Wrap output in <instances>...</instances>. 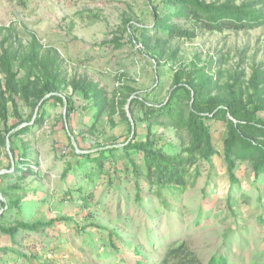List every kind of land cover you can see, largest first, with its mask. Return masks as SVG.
<instances>
[{"label":"rangeland","instance_id":"obj_1","mask_svg":"<svg viewBox=\"0 0 264 264\" xmlns=\"http://www.w3.org/2000/svg\"><path fill=\"white\" fill-rule=\"evenodd\" d=\"M203 1L256 2L264 14L261 0ZM155 7L168 9L164 0H0V55L12 61L17 110L0 61V226L54 220L12 240L0 231V264H162L181 244L202 264H264V173L256 180L252 162L239 160L229 181L223 121L205 120L216 153L189 170L184 187H159L138 154L132 162L121 150L107 154L100 167L83 157L121 148L133 132L184 153L186 130L147 119L144 108L167 103L177 79L264 123V23L217 32L181 21L192 39L148 42L141 29ZM96 95L105 106L94 118ZM11 201L19 213L3 207Z\"/></svg>","mask_w":264,"mask_h":264},{"label":"trees","instance_id":"obj_2","mask_svg":"<svg viewBox=\"0 0 264 264\" xmlns=\"http://www.w3.org/2000/svg\"><path fill=\"white\" fill-rule=\"evenodd\" d=\"M25 2L26 0H19ZM264 3V0H261ZM168 6L163 15L157 13V8H153V25L151 28H142L141 35L145 41H150L153 36L159 37L163 43L175 38L192 39L194 33L184 29L181 21H192L201 29L207 31L221 32L224 29L232 31H241L261 26L264 23V14L260 10H254L256 2L247 3L242 6H232L229 4L216 5L207 3L203 0H164ZM1 65L6 74V86L9 90L14 112L16 104L13 99L15 94V77L13 65L7 50L3 49L0 55ZM254 82H257V75L253 76ZM256 80V81H255ZM180 80L175 81L176 88L172 90L171 95L163 106L154 108L144 107L147 119L149 117L157 120L164 117L169 126H182L189 135V145L184 153L170 155L167 154L158 141L155 142L149 138V133L144 140H135V132L129 141L123 143L121 148L103 149L98 152L95 158L89 155H83L86 162H95L99 167L102 161L107 159V154L114 156L115 152L121 150L129 161L132 162V155H141L146 168V174L149 179L153 178L159 187L173 185L184 187L189 170L199 161L209 162L215 155L211 134L205 120H220L225 124L226 135L223 141V158L226 163L228 179L231 183L236 182L234 170L236 162L239 160H250L252 162V171L254 178L259 179L264 173V123L256 119L247 112L241 110L238 103L226 102L221 100L205 101L201 95V89L188 78L183 86H179ZM180 88L184 94L179 93ZM56 87L53 82L46 84V92L53 93ZM98 100L97 114L104 110L105 103L95 96ZM187 100L183 110L180 100ZM260 110L256 109L255 114ZM254 114V116H255ZM91 129V125H85ZM24 174L22 168L17 165L13 167V172ZM6 210L19 213L16 201L4 203ZM3 216V215H2ZM63 221V220H61ZM54 220L48 223L40 221L28 223L19 222L16 226L3 227L0 231L6 234L9 239H14L19 231L38 232L40 229L50 226ZM112 247L114 244L111 243ZM162 264H202L184 245L171 247L165 254ZM207 264H228L224 257H212Z\"/></svg>","mask_w":264,"mask_h":264}]
</instances>
